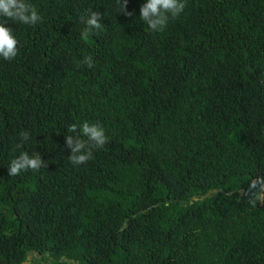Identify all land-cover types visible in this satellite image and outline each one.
Instances as JSON below:
<instances>
[{
  "label": "trees",
  "instance_id": "16d2710c",
  "mask_svg": "<svg viewBox=\"0 0 264 264\" xmlns=\"http://www.w3.org/2000/svg\"><path fill=\"white\" fill-rule=\"evenodd\" d=\"M0 264H264V0H0Z\"/></svg>",
  "mask_w": 264,
  "mask_h": 264
},
{
  "label": "water",
  "instance_id": "95a60500",
  "mask_svg": "<svg viewBox=\"0 0 264 264\" xmlns=\"http://www.w3.org/2000/svg\"><path fill=\"white\" fill-rule=\"evenodd\" d=\"M32 255H33V252L32 251H30V252L27 253V256L28 257H31Z\"/></svg>",
  "mask_w": 264,
  "mask_h": 264
}]
</instances>
